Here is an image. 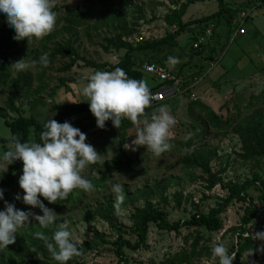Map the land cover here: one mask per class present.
Listing matches in <instances>:
<instances>
[{
    "label": "trees",
    "instance_id": "obj_1",
    "mask_svg": "<svg viewBox=\"0 0 264 264\" xmlns=\"http://www.w3.org/2000/svg\"><path fill=\"white\" fill-rule=\"evenodd\" d=\"M209 0H166V2H154V5L166 9V13L162 19L165 24L164 35L161 37H151L141 43L133 44L126 41L127 38L137 33L139 21L145 20L142 10V4L135 6L136 19L129 22L127 16L123 12L130 6L136 5V0H94L93 2H84V9L87 5L91 7L100 6L98 16L92 21L91 16L86 15L83 9L77 10L76 7L65 10L61 15V9L57 6L53 7V11L57 13L56 26L47 36L39 40H34L27 44L26 40H14V32L8 30L5 19L0 27V87L11 85V91L8 94L4 106L0 107V119L10 129L11 136L15 135L21 142H29L33 135V142H40V133L45 122H40L33 116L23 115L22 100H28L30 97L34 99L29 102L31 109L38 105H43L44 101L40 94L46 92L48 82L44 79L47 71L53 70V64L57 57L69 58L70 62L56 69L59 73H70L79 61H82L85 67L94 71H112L115 67L124 70L129 78L143 80L145 73L142 66L148 64H158L172 72L177 79H181L182 88L187 89L195 83L197 79L203 77L206 73V64L214 63L219 57L222 40H227L234 35L239 28L237 15L241 11H247L250 4L231 5L226 0H217L219 10L209 16L195 18L193 20L184 21V17L188 8L196 3H204ZM260 2H263L260 0ZM165 3V4H164ZM170 6V7H169ZM153 14V12H152ZM158 19L153 16L152 20ZM62 23L60 27L57 26ZM212 27V36L206 44L200 45L199 48L193 47L198 36L203 34L206 29ZM79 28H85V35L89 39L90 32H104L102 37V50L105 53L121 52L124 55L120 61L112 66L108 63L98 64L80 57L75 47L74 37L77 40ZM185 33L192 34V42L188 47L187 53L185 48H180L178 38ZM94 34V35H95ZM60 35H66V39L57 42L55 39ZM37 43L36 48L26 49V55L30 61H37L35 68L38 74L33 77L25 73H17L11 78L9 73L12 55L18 52L20 46H28ZM179 52H176V51ZM69 51L66 56L65 52ZM48 54L49 64L47 67L39 65V57ZM183 55V58H182ZM177 58V63L168 62V58ZM200 60L199 63L195 59ZM180 59V60H179ZM194 67V68H193ZM189 70V71H188ZM258 74H262L260 79L261 87L258 92H253L249 96L246 105L238 106L235 104L236 114L229 115V109L226 104L219 108V113L214 112L208 106L202 104L199 100L190 101L191 105L206 109L205 119L200 125V131L193 136L188 133L184 138L176 139V143L186 147L184 156L177 161V165H182L183 169L188 172L190 182L201 180L205 183V189L211 190L219 185L226 195L221 199L214 208L209 209L207 213L201 211L199 206H193L194 213L188 219L173 222L170 220V213L167 209L169 204L168 190L173 186L171 179H165L152 185L144 184L138 189L131 190L129 184H122V201L119 202V208L115 207V194L111 191V186L118 180L116 175L121 173H132V179L138 174H142L143 170L139 169L143 160L139 158L141 147L136 146L135 150L126 148L128 143V130L134 128L127 119H122L118 132L117 156L115 158L97 161L89 165L88 172L83 177L90 180L93 188L90 191L73 189L65 199L57 200L49 204L46 200H41L46 207L52 209L56 214V220L47 227H41L37 222L30 221L27 227L18 229L15 234V240L5 249L0 250V264H57L44 247L42 237L51 240L54 231L58 230L62 221L74 212H80L85 221L99 220L104 222L116 235V239L112 242L108 238L94 230L91 240L76 245L80 255L74 256L66 264H87L83 261V256L89 252L96 250L100 246L111 245L113 253L116 257L115 264H130L128 252H136L141 249H148L149 231L151 226H155L160 231L175 232L180 234L182 229L194 230V233L188 234L185 242L188 248H183L179 252L169 254L167 258L157 264H197L200 259L211 257V250L207 246L211 242V236L205 237L200 231L204 229L209 234L219 233L224 229L223 215L229 207L240 204L243 213L240 215L238 225L231 227L225 231L223 235L231 233L235 236L236 242L232 244L230 251L235 252L232 264H244V256L252 248L255 250V240H252L248 227L254 221L257 215L256 200L259 205L264 206V65L257 69ZM188 71V72H187ZM259 78V77H258ZM34 80L36 86L33 87ZM150 80L154 84L148 87L150 92L159 90L164 85L157 78L150 75ZM71 80L59 79V87H53L48 94L54 98L60 87L66 88ZM252 87V85H251ZM191 93V92H190ZM159 103L150 102L149 106L144 109L145 116L153 114V110L157 109ZM55 114L52 119L57 122L67 120L73 127L79 128L86 136L85 142L91 146L94 140L90 138L95 128V118L88 110L86 102L77 101L71 104H54ZM226 109L228 115L221 113ZM15 115V117H11ZM76 118L70 121V118ZM112 126L111 121L105 124L103 129H99L98 133H102L108 127ZM195 130V127H193ZM214 128L218 131H224L223 135L228 133L237 137L240 143V150L236 153V157L244 163H250L254 169L251 176L242 182L228 181L224 182L222 177L226 173V166L220 164V168L214 171L211 163L219 160L217 156V148L197 147L203 142V138L209 134V129ZM178 133V132H177ZM95 134V133H94ZM0 137V144L9 145V138ZM181 143V144H180ZM197 147V148H196ZM148 154L151 152L143 147ZM8 149H5V151ZM165 153V152H164ZM162 153V154H164ZM22 169V162H13L6 171L4 178L0 176V189L4 190V200L9 201V191L15 188V174ZM196 170L200 171V175L196 174ZM255 188L258 195L254 198L251 195V189ZM175 208H180L183 201V193L181 191L174 192L172 196ZM207 199L203 195V199ZM190 197L186 198L189 201ZM15 208L21 210H31L36 214L39 209L31 208V206L22 204ZM2 209V208H1ZM129 210V221L131 222V232L135 236V241H131L124 237L126 230L122 226L121 212ZM249 232L247 237L245 233ZM40 233L41 236H36ZM192 241L191 244H188ZM156 264V263H152ZM218 264V261L215 263Z\"/></svg>",
    "mask_w": 264,
    "mask_h": 264
},
{
    "label": "rangeland",
    "instance_id": "obj_2",
    "mask_svg": "<svg viewBox=\"0 0 264 264\" xmlns=\"http://www.w3.org/2000/svg\"><path fill=\"white\" fill-rule=\"evenodd\" d=\"M93 2L94 0H52L53 7L57 6L61 9V15L67 9L78 7L83 9L86 15L91 16L92 21L98 16V11L101 9L100 6L91 7L87 5V9H84V2ZM184 1V0H182ZM231 2L232 0H226ZM236 1V0H233ZM154 2H166V0H136V5H132L129 9L123 12L124 16H127L129 22L136 19V9L135 6L142 4V10L144 13L145 20L139 21V30H146L151 37H161L164 35L165 24L162 19L166 13V9L163 7H158L154 5ZM165 4V3H164ZM166 6L168 3L166 2ZM170 7V6H169ZM219 10L217 0H209L204 3H196L191 5L184 17V21L193 20L195 18H200L203 16H209L216 13ZM153 12V14H152ZM259 12L254 16L253 27L244 25L245 35L233 37L230 39L222 40L223 46L221 47V52L219 57L214 63L206 64V73L203 75V79L200 80L198 85L193 86L190 90L183 94L175 95L169 97L166 100L160 102L157 106L160 107L164 105L169 110V113L175 118L176 124L170 129L171 135L169 137L170 148L160 156H155L152 153L148 154L141 147L139 153V158L143 160L139 169L143 170L142 174L135 175L132 179V173H121L119 176L115 174L116 183L129 184L131 190L138 189L141 185L148 184L152 185L158 183L162 180L171 179L172 187L168 190L167 195L169 197L168 211L170 213V220L173 222L183 221L188 219L192 213H194L193 206H199V209L205 213L209 209L214 208L216 204L224 198L225 192L219 186L218 191L214 192L205 189V183L201 180L190 182V177L188 172H186L182 165H177V161L180 160L184 154L186 147L184 145H179L176 143V139L184 138L188 133L190 136L200 131V125L205 119L206 109H202L198 106L191 105L190 103V92H194L198 95V100L208 106L214 112L219 113V108L224 104L227 105L229 109V115L236 114L235 103L238 106L246 105L249 100V96L253 92H258L261 87L260 79L262 74H258V69L264 65V7H261ZM153 16L158 19L152 20ZM3 23V17L0 15V27ZM60 23L58 27H60ZM53 31V30H52ZM51 31V32H52ZM78 39L74 37L75 47L77 53L80 57H84L89 61L94 63L103 64L108 63L109 65H116L120 58L124 55V51L121 52H110L105 53L100 44H102V37L104 32H98V35L93 31L90 32V38L88 39L85 35V28L78 29ZM95 34V35H94ZM66 35L58 36L55 41L61 42L63 38L66 39ZM191 33L182 34L178 38L180 48H185L187 53L188 47L190 46L192 40ZM37 43L28 46H20L17 53H14L11 58L10 64L22 59L30 61L26 55V49L36 48ZM176 52H179L178 50ZM183 58V55H182ZM177 59V58H175ZM180 60V59H179ZM69 58L57 57L56 62L53 64V70L47 71L44 79L48 82L47 90L40 94L44 101L43 105H38L34 109H31L28 104L34 98L30 97L28 100H22L23 104V115L33 116L40 122H45L51 119L54 114V104L60 103H75L77 101H82L84 98L79 93V87L82 83L86 82V77L89 73L94 72L93 69L85 67L82 61H79L76 66L71 70L70 73H59L56 71L60 66L69 63ZM196 63H199L198 58L195 59ZM10 65L9 73L11 78H14L17 73H25L35 77L38 74L35 66L27 71H16ZM259 77V78H258ZM59 79H69L70 82L67 83L69 91L66 88L60 87L54 98L48 96L51 88L59 87ZM144 82L148 87L154 84L150 80V75L145 74ZM36 80H34L33 87H35ZM252 85V87H251ZM11 91V85L8 83L6 86L0 87V107L4 106V102L8 98V94ZM156 111L153 110V113ZM226 109H223L220 114L226 116L228 115ZM15 117V115H11ZM136 126L129 129L128 131V143L126 148L129 150L136 146L131 145V140L134 138ZM195 127V130L194 128ZM178 132V133H177ZM95 133V134H94ZM90 135V138L94 140L93 148L98 153V157L103 162L117 156V145H118V132L115 127L110 126L102 133L94 132ZM224 131H218V129H209V134L203 138V142L198 144L197 147H207V148H219L217 150V156L219 160H214L211 163V167L214 171L220 168V164L223 167L226 166V173L222 175L224 182L234 181L242 182L246 178L250 177L254 171L250 163H244L236 157V153L240 150V143L236 136L228 133L226 136L223 135ZM10 129L5 125L4 121L0 119V137L8 138L10 137ZM33 135L30 138V143L33 142ZM97 142L102 143L103 150H100V146H97ZM129 145V147H128ZM10 146H3L0 144V153L8 149ZM196 147V148H197ZM11 165V164H10ZM10 165L0 166V176L5 177L6 171ZM89 165L82 170L81 175L84 176L88 172ZM3 172V173H2ZM21 171L15 174V188L9 191V201L17 205H22V201L14 200L13 197L16 193H22V189L19 188L17 180ZM196 174L199 176L201 173L196 170ZM181 191L183 193L184 201L181 207L175 208V203L172 198L174 192ZM223 195V196H221ZM251 195L256 198L258 193L255 188L251 189ZM203 195L207 199H203ZM190 197L189 201H186L187 197ZM255 205L257 206V215L248 227L251 234L255 232L264 230V206L259 205L256 200ZM4 202L0 201V209L3 208ZM243 213L240 204H235L226 211L222 216L224 229L215 234H209L207 231L202 229L200 232L205 236H211V242L207 246L212 249L216 243H224L228 251L232 244H235L236 238L231 233L223 235L226 230L231 227L238 225L240 215ZM129 210L121 212L120 222L126 234L124 237L135 241V236L131 232V222L129 221ZM32 221L31 218L29 222ZM66 222V229L71 234V239L76 245H81L83 242L91 240L94 230L104 234L110 242L116 239V235L110 231L109 227L102 221H85L84 216L79 212H74L73 215H68L62 223ZM194 233V230L182 229L181 233L178 235L175 232L160 231L155 226L150 227L149 239H148V249H141L136 252H128L130 259V264H152L159 263L167 258L169 254H174L179 252L183 248H188L185 239L188 234ZM235 238V241H234ZM189 241L188 244H191ZM262 242L255 240V250L248 255L244 256V264H264V251L258 252L257 246ZM83 261L87 264H115L116 257L113 253V247L111 245L100 246L96 250H93L83 256ZM218 260L216 258L205 257L200 259L197 264H215Z\"/></svg>",
    "mask_w": 264,
    "mask_h": 264
},
{
    "label": "clouds",
    "instance_id": "obj_3",
    "mask_svg": "<svg viewBox=\"0 0 264 264\" xmlns=\"http://www.w3.org/2000/svg\"><path fill=\"white\" fill-rule=\"evenodd\" d=\"M0 15L4 17L8 30L14 32L12 38L26 40L27 44L47 36L56 26L57 20L52 0H0ZM38 62L41 67H47L48 54H42ZM168 62L175 64L177 60L169 57ZM36 63L21 58L11 67L16 71H27ZM79 93L98 128L103 129L105 122L111 121L112 126L118 129L121 120L127 119L137 125L131 140L132 146H143L155 156H160L170 148V129L176 120L164 105L150 116H145L144 109L155 97L143 80L129 78L120 67L112 71L96 70L87 75L86 82L79 87ZM43 129L40 142H21L13 135L9 138L8 150L0 153V166H8L17 160L22 162L17 183L23 194L16 193L13 199L39 209L41 213L15 208L13 203L4 200V190L0 189V201L4 202L0 209V250L14 242L18 229L27 227L30 218L41 227L53 224L57 214L46 207L41 198L51 204L65 199L73 189L87 192L93 188L91 181L84 178L81 172L97 161L98 153L85 142V134L67 120L57 122L52 118L45 121ZM111 191L115 194V207L118 209L123 199L122 186L115 183ZM35 235L41 236L40 233ZM248 235L249 232L245 233L246 237ZM250 236L252 240L262 242L256 250L264 251V230ZM41 238L57 264H66L74 256L80 255L66 229V222L53 232L51 240ZM251 253L252 248L248 255ZM211 255L218 260V264H232L235 252H229L224 243H216Z\"/></svg>",
    "mask_w": 264,
    "mask_h": 264
},
{
    "label": "built area",
    "instance_id": "obj_4",
    "mask_svg": "<svg viewBox=\"0 0 264 264\" xmlns=\"http://www.w3.org/2000/svg\"><path fill=\"white\" fill-rule=\"evenodd\" d=\"M246 1H247V3H249L251 5L252 9L247 10V11H241L238 13L237 20L239 22L238 23L239 28L236 31L237 35H244L245 34L244 25L250 21V19L252 18V13L257 9L264 7V3L260 2V0H246ZM211 36H212V27L206 29V31L203 34L198 36V39L194 43L193 47L195 49H197V48H199L200 45L206 44L209 41V39L211 38ZM149 38H150V35H149V33H147L146 30H140L137 33L130 36L129 38H127L126 41H128L129 43L138 44V43H141V42H143ZM142 70L145 73L157 78L162 83H169V85L168 84L164 85L159 90L151 92V94L155 97V99H153L151 102H155V103H160L169 97H173L175 95L183 94L200 82V79H197L193 85H191L187 89H183L182 88V84H183L182 80L177 79L176 76L172 72H170L168 69L164 68L161 65L146 63L142 66ZM198 98L199 97L196 93H194V92L190 93V100L191 101H197ZM69 120L73 122L76 120V118L73 117V118H70ZM109 122L110 121H106L105 124H107ZM99 129H101V128H98L95 125L93 132H98ZM17 161H19V160H17ZM217 189H219V185L212 188L211 192L212 191L216 192V191H218ZM219 194H220V192H219ZM225 195H226V192H225ZM221 196H223V195H221Z\"/></svg>",
    "mask_w": 264,
    "mask_h": 264
},
{
    "label": "crops",
    "instance_id": "obj_5",
    "mask_svg": "<svg viewBox=\"0 0 264 264\" xmlns=\"http://www.w3.org/2000/svg\"><path fill=\"white\" fill-rule=\"evenodd\" d=\"M263 1V3H264V0H262ZM229 4H231V5H241V4H248L247 3V1L246 0H236V1H231V2H228ZM249 5V4H248ZM252 8H251V5L247 8V10H251ZM261 8H259V9H257V10H255L253 13H252V18L250 19V21L248 22V23H246L248 26H251V27H253V19H254V16L255 15H257V14H260V13H262V12H259V10H260ZM237 31V30H236ZM236 31H235V33H234V35H233V37H238V36H243V35H237L236 34ZM246 33V32H245ZM245 35V34H244ZM194 68V67H193ZM257 69H255V71H256ZM189 71V70H188ZM187 71V72H188ZM201 79H203V77L201 78ZM200 79V80H201ZM199 84V83H198ZM197 84V85H198ZM129 132V131H128ZM94 143V142H93ZM97 146H100V150L102 151L103 150V147H102V143H99V142H97Z\"/></svg>",
    "mask_w": 264,
    "mask_h": 264
},
{
    "label": "water",
    "instance_id": "obj_6",
    "mask_svg": "<svg viewBox=\"0 0 264 264\" xmlns=\"http://www.w3.org/2000/svg\"><path fill=\"white\" fill-rule=\"evenodd\" d=\"M77 9H78V7H77ZM69 53H70L69 51H66V52H65L66 56L69 55Z\"/></svg>",
    "mask_w": 264,
    "mask_h": 264
},
{
    "label": "flooded vegetation",
    "instance_id": "obj_7",
    "mask_svg": "<svg viewBox=\"0 0 264 264\" xmlns=\"http://www.w3.org/2000/svg\"><path fill=\"white\" fill-rule=\"evenodd\" d=\"M77 10H79V8Z\"/></svg>",
    "mask_w": 264,
    "mask_h": 264
}]
</instances>
